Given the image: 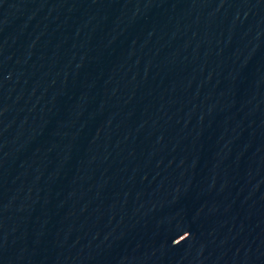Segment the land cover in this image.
<instances>
[{"label":"water","instance_id":"1","mask_svg":"<svg viewBox=\"0 0 264 264\" xmlns=\"http://www.w3.org/2000/svg\"><path fill=\"white\" fill-rule=\"evenodd\" d=\"M0 264H264V0H0Z\"/></svg>","mask_w":264,"mask_h":264}]
</instances>
